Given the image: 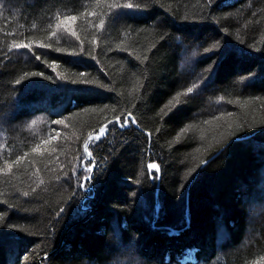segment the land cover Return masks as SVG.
Instances as JSON below:
<instances>
[{"label": "trees", "instance_id": "1", "mask_svg": "<svg viewBox=\"0 0 264 264\" xmlns=\"http://www.w3.org/2000/svg\"><path fill=\"white\" fill-rule=\"evenodd\" d=\"M5 161L0 264H264V0H0Z\"/></svg>", "mask_w": 264, "mask_h": 264}, {"label": "snow or ice", "instance_id": "2", "mask_svg": "<svg viewBox=\"0 0 264 264\" xmlns=\"http://www.w3.org/2000/svg\"><path fill=\"white\" fill-rule=\"evenodd\" d=\"M113 6H114V7H117V8L120 7L119 4H115V5H113ZM125 7H127L128 9H131V8L133 7V5H132L131 3H129V4L125 5ZM65 19H68V20H71V21H75V20L77 19V17H76V16H71V17H66ZM103 25H104V21L101 20V21H100V25H99V27H103ZM52 35L55 36L56 33L53 32ZM73 35H75V33H73ZM41 46H42V47H49V45H41ZM213 47H215V45H213ZM12 48H15V49L31 48V44H23V43H21V44H17V43H13V44H12ZM208 50H210V49H206V51H208ZM36 58L39 59V57H36ZM32 75H40V76H43L44 73H42V72H41V73H33ZM19 82H20V81L18 80L17 83H19ZM80 82H82V83H87L88 81H86V80H81ZM192 91H193V88H191V87H189V88L187 89V92H188V93H191ZM178 97H179V94H178V96H177V99H178ZM221 99H223V97H221ZM170 103H171V102H170ZM131 116H132V114H131L130 112H128V113H126V115H125V120H124L123 123H120V117H119V116H116L115 121H109L108 123L113 124L114 126H117V127H121V128H123V127H127V125H128V119H129ZM132 122L135 123L134 118H132ZM56 123H57V124H60V123H63V121H56ZM33 124H35V121L33 122ZM107 127H108L107 124H105L104 127H101V128L99 129V135H97L94 139L99 140L100 137L103 136V135L105 134ZM92 139H93V137L90 135V136H89V140H92ZM45 143H46V142H45ZM84 148H85V151L87 152V149H88V142H87V141L85 142ZM38 149H39V145H37V147L34 148L33 151H37ZM89 155H90V153H89ZM16 163H19V160H17ZM5 164L7 165V167H5V168H0V172H10V171L12 170V164L8 163V161H5ZM146 167H147L148 169H155L156 171H159V166H158L157 164H155V163L147 164ZM88 171H89V172L91 171V167L88 169ZM86 179H91V177H90V176H89V177H86ZM41 183H43V181H41ZM24 195L27 196L28 193L25 192Z\"/></svg>", "mask_w": 264, "mask_h": 264}, {"label": "rangeland", "instance_id": "3", "mask_svg": "<svg viewBox=\"0 0 264 264\" xmlns=\"http://www.w3.org/2000/svg\"><path fill=\"white\" fill-rule=\"evenodd\" d=\"M189 61V60H188Z\"/></svg>", "mask_w": 264, "mask_h": 264}]
</instances>
